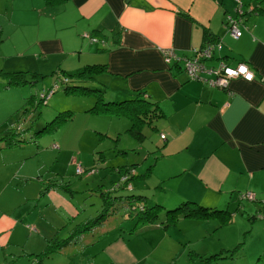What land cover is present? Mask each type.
Wrapping results in <instances>:
<instances>
[{"label":"crops","instance_id":"obj_1","mask_svg":"<svg viewBox=\"0 0 264 264\" xmlns=\"http://www.w3.org/2000/svg\"><path fill=\"white\" fill-rule=\"evenodd\" d=\"M30 2L40 10L39 22L53 25L51 32L37 42L42 52L39 60L59 62L55 67L60 66L61 77L83 67H94L95 78L74 79L71 84L82 83L93 89V81H97L105 101L122 103L117 106L131 105L135 114L141 112L146 118L141 125L156 118L159 138L161 134L165 138H160L156 147L136 149L139 151L136 159L128 165L135 169L131 178L133 189L164 206L191 199L210 207L228 208L224 203L229 201H222L223 198L232 199L234 194L244 192L256 197L263 195L264 12L260 11V0H243L240 7L243 12L239 8L233 12L225 0ZM14 4L15 0H7L5 8L11 21ZM229 16L238 19L242 32L238 38L228 30ZM59 30L65 32L60 34ZM90 36L97 41L92 42ZM214 39L220 40L222 47L204 64L215 66L219 60L231 66L246 63L254 74L251 82L238 77L220 88L208 84L206 78L211 76L205 73L198 79L188 76L183 58ZM169 50L181 59L167 56ZM90 100L91 104L96 102L95 97ZM89 108L84 107L82 112H89ZM124 115L130 122L129 116ZM140 126L127 131L144 134ZM4 148L7 147L0 144V152ZM108 161L105 160L104 166H108ZM62 190L66 188L52 181L39 199H47V195L63 198ZM239 196L232 202L240 201ZM66 198V209L73 214L84 212L83 203L76 204L67 195ZM52 205L55 209L62 204L52 202ZM31 206L20 202L15 208L18 215L0 216V247L10 245L18 228L25 229L24 223L33 212ZM127 214L126 209H121L117 215L107 217L99 227L89 234L85 232L79 241L63 247L59 253L80 250L85 256L83 264L137 262L130 245L132 237L137 234L149 242L151 232L170 225L159 220L144 222L134 213ZM89 219L84 217L77 227ZM123 219L128 221V231L123 234L112 231L115 223L120 226ZM87 244L95 247L87 250Z\"/></svg>","mask_w":264,"mask_h":264},{"label":"rangeland","instance_id":"obj_2","mask_svg":"<svg viewBox=\"0 0 264 264\" xmlns=\"http://www.w3.org/2000/svg\"><path fill=\"white\" fill-rule=\"evenodd\" d=\"M225 1L229 9L238 12L239 0ZM6 3L0 0V144L1 140L16 143L0 152V216L18 215L15 208L20 202L32 204L33 212L24 223L25 229L13 233L10 245L0 247V264H38V260L44 264H83L85 256L80 250L42 257L35 254L51 237L54 241L67 237L84 217L94 218L103 210V188L121 177L122 168H134L128 165L136 159L138 147L158 146L159 128L156 118L147 119L140 126L145 139L129 133L127 128L132 131L138 125V114L127 104L109 106L103 113L82 112L96 103L90 100L95 95L79 87L89 86L72 85L74 80L66 76L62 77L68 81H63L60 66L55 67L59 62L39 60L42 52L37 42L53 25L38 21L40 10L36 5L33 8L30 0H15L11 21ZM55 85V93L46 94ZM63 111L71 112V117L62 120L59 113ZM105 160H109L108 166H104ZM78 163L83 165L80 174L75 172ZM52 181L66 188L62 190L65 196L47 195L40 200ZM144 185L148 186L145 180ZM120 192L129 193L125 189ZM66 195L76 204L83 203L84 212L73 214L66 209ZM237 195L222 199L229 201L224 203L228 208H211H224L225 215L179 217L165 230L151 232L149 242L134 235L130 245L138 261L130 264H264V217H259L264 216V193L254 201L239 196L235 204L232 200ZM52 202L62 205L54 209ZM168 205L165 210L178 204ZM127 223L125 219L120 226L116 222L112 231L127 232ZM93 247L86 245L87 250Z\"/></svg>","mask_w":264,"mask_h":264},{"label":"trees","instance_id":"obj_3","mask_svg":"<svg viewBox=\"0 0 264 264\" xmlns=\"http://www.w3.org/2000/svg\"><path fill=\"white\" fill-rule=\"evenodd\" d=\"M50 3H55L60 0H47ZM260 11L264 12V0H260L259 5ZM243 12V11H242ZM97 70L94 67H83L82 69L72 72V73H66L64 76L69 77L71 79H81V80H87V79H93L95 78V73ZM62 77L63 81H68L67 78ZM95 87L92 89L90 87H83L79 86L80 89L85 90L97 97L96 103L91 106L87 111H93L96 113H103V111H107L108 107L111 105H120L121 102L114 103L113 101H105L104 98L100 96L102 95L101 85L97 81H93ZM67 88V87H66ZM73 89H76L77 87H72ZM95 97V98H96ZM139 101H146L145 99L139 98ZM43 102V101H42ZM146 104V103H145ZM145 104H142V106H145ZM138 117L136 118L138 120V125L136 127H139L141 125V120H144V116L141 112H137ZM141 114V115H140ZM59 115L62 116V120L65 119V116L71 117V112H68L67 114L63 112L59 113ZM137 116V115H136ZM135 116V117H136ZM145 121V120H144ZM130 129H133L132 127ZM131 131V130H130ZM161 134V138H162ZM137 138L139 136L144 137V134L137 133L134 134ZM165 138V135H164ZM162 138V139H164ZM144 139V138H143ZM142 139V140H143ZM3 146L10 147L9 145H13L16 142L6 143L5 141L1 140ZM21 140L17 139V142ZM92 169V168H90ZM128 174L126 179L118 178V180L114 181L110 186L103 188V192L100 194V196L103 199V210L94 218H90L89 220L85 221L82 225L75 228L73 231L69 233V235L65 238L58 239L54 241L55 237H51V239L48 240V243L43 251H41L39 254H35L36 256H47L53 254H59L60 250L68 245H72L79 241L85 232L92 231L97 225L101 223V221L105 220L107 217H111V215H116L118 212L121 211V209H126L127 215L133 214L135 217H138V219H142L144 222H151L154 220H159L160 223H164V225H171L177 223L179 217H199V218H208L213 215H225L228 213L224 208L219 209H211L216 207H210L206 204H203L202 202H198L196 200L191 199H184L176 204H178L176 207L172 209H167L170 205H163L157 199H154L147 195L146 193H142L141 191L137 189H133L131 178L135 173V169L132 168H126L120 176L124 174ZM121 189H125L129 191L127 194H123L120 192ZM111 192H115V196L111 197ZM247 192L241 193L242 195L246 194ZM251 193V192H250ZM240 194V195H241ZM254 196V195H253ZM241 199H249L247 197L240 196ZM250 200V199H249ZM255 200L254 198L251 200ZM198 203V204H197ZM259 217H264L263 215H259ZM52 244H49V243ZM55 242V243H53ZM54 244V245H53ZM38 264H44L41 263L40 260H38Z\"/></svg>","mask_w":264,"mask_h":264},{"label":"built area","instance_id":"obj_4","mask_svg":"<svg viewBox=\"0 0 264 264\" xmlns=\"http://www.w3.org/2000/svg\"><path fill=\"white\" fill-rule=\"evenodd\" d=\"M239 11L242 12L240 9L242 2L239 0ZM227 27L229 32L235 37L238 38L241 35V30L238 27V19L232 16H229L227 18ZM90 40L92 42L97 41L96 37L90 36ZM222 47L221 41L220 40H210L209 42H206L203 44L201 47H199L196 52L191 55L190 57H184V68L188 74V76L192 79H198L201 78V74L205 73L211 77L206 78V81L208 84L212 86H218L220 88H224L228 85L229 81L234 78H244V74L239 73V67L241 65L247 66L248 70L253 74V71L251 68L246 64V63H239L235 66H231L226 64L223 60H219L218 63L215 66H206L204 64V61L207 59H211L213 57V54L220 50ZM167 56H172L175 58V60L181 59L180 57H176L175 54L172 51H167L166 52ZM227 69H233L236 71V76H230L227 72ZM254 76V74H253ZM58 89V86L55 85V87L49 91L46 92V94H51L54 91ZM44 93V92H43ZM47 97V96H46ZM45 97V100H46ZM162 138H164V135H162ZM83 171V166L81 164H76L75 165V172L77 174H80ZM128 174H124L121 176V179H126ZM240 196L242 197H247L250 200L254 198L253 194L250 192H247L245 195L241 194Z\"/></svg>","mask_w":264,"mask_h":264},{"label":"clouds","instance_id":"obj_5","mask_svg":"<svg viewBox=\"0 0 264 264\" xmlns=\"http://www.w3.org/2000/svg\"><path fill=\"white\" fill-rule=\"evenodd\" d=\"M239 73L240 74H244V78L245 80L251 82L253 79V74L248 70L247 66L245 65H241L239 67ZM227 72L230 76H236V71L233 69H227Z\"/></svg>","mask_w":264,"mask_h":264}]
</instances>
